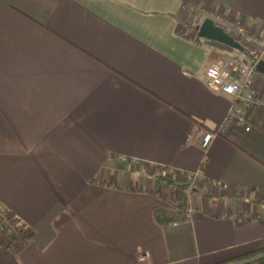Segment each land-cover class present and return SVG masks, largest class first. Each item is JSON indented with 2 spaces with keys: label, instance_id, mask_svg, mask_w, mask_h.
Returning <instances> with one entry per match:
<instances>
[{
  "label": "crops",
  "instance_id": "obj_1",
  "mask_svg": "<svg viewBox=\"0 0 264 264\" xmlns=\"http://www.w3.org/2000/svg\"><path fill=\"white\" fill-rule=\"evenodd\" d=\"M214 12L264 39V0H0V208L20 240L0 234V264H236L264 248V115L226 126L232 98L205 81L254 59L264 93V56L201 37Z\"/></svg>",
  "mask_w": 264,
  "mask_h": 264
},
{
  "label": "built area",
  "instance_id": "obj_2",
  "mask_svg": "<svg viewBox=\"0 0 264 264\" xmlns=\"http://www.w3.org/2000/svg\"><path fill=\"white\" fill-rule=\"evenodd\" d=\"M195 10V8H192ZM199 8L198 10H200ZM201 11V10H200ZM210 17L214 23L224 29L234 38H238L242 43L252 46L259 57L264 56V39L258 35H252L247 27L238 20L228 19L221 12H214ZM255 64L248 66L229 67L224 63L213 62L205 72L206 83L216 92L226 94L232 98L230 112L226 118L225 125H229L233 120L245 124L244 114L252 107H264V93L259 91L255 84ZM202 132L201 145L207 147L216 136L215 132L200 128ZM192 181H199V174H193ZM215 185L228 188L226 182L216 181ZM190 214L198 215L200 212L193 206L188 208ZM238 222L246 219L245 216L234 217ZM254 259V258H252ZM249 259V260H252Z\"/></svg>",
  "mask_w": 264,
  "mask_h": 264
},
{
  "label": "trees",
  "instance_id": "obj_3",
  "mask_svg": "<svg viewBox=\"0 0 264 264\" xmlns=\"http://www.w3.org/2000/svg\"><path fill=\"white\" fill-rule=\"evenodd\" d=\"M239 41V39H238ZM245 50V49H244ZM256 55V54H254ZM252 64L254 63V59L252 60ZM258 111H256V114L263 116L264 115V108H254ZM161 178L164 180H167L168 183H171L173 185H176L178 187H184V185L177 183L174 179L165 177L163 174L161 175ZM15 219H13L10 215H7V212L2 210L0 208V234H2L4 237L10 240H19V234L15 226H13L12 229H10V232L4 231V227H7L8 225H14ZM1 242V240H0ZM22 243V242H21ZM23 244V243H22ZM4 249H7V247H3ZM251 258H254L252 260H249ZM236 264H264V248H261L259 250H256L255 252H251L248 254H245L243 256H239L235 259Z\"/></svg>",
  "mask_w": 264,
  "mask_h": 264
},
{
  "label": "water",
  "instance_id": "obj_4",
  "mask_svg": "<svg viewBox=\"0 0 264 264\" xmlns=\"http://www.w3.org/2000/svg\"><path fill=\"white\" fill-rule=\"evenodd\" d=\"M198 33L201 37L224 43L233 48L243 49V45L240 41L224 31L222 27L216 25L210 17H206L202 21Z\"/></svg>",
  "mask_w": 264,
  "mask_h": 264
},
{
  "label": "rangeland",
  "instance_id": "obj_5",
  "mask_svg": "<svg viewBox=\"0 0 264 264\" xmlns=\"http://www.w3.org/2000/svg\"><path fill=\"white\" fill-rule=\"evenodd\" d=\"M13 226H14V225H8L7 227H4V231L6 230V231L10 232V229H12ZM15 228H16V227H15ZM251 259H252V258H251Z\"/></svg>",
  "mask_w": 264,
  "mask_h": 264
}]
</instances>
